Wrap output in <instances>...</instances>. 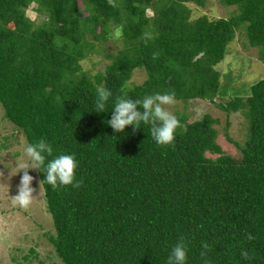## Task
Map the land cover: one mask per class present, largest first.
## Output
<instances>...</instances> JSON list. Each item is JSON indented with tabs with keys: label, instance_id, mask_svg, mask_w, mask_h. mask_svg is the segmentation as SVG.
<instances>
[{
	"label": "trees",
	"instance_id": "trees-1",
	"mask_svg": "<svg viewBox=\"0 0 264 264\" xmlns=\"http://www.w3.org/2000/svg\"><path fill=\"white\" fill-rule=\"evenodd\" d=\"M221 1L237 14L193 18L189 3L206 0H0L5 117L28 143L45 139L53 155L79 161V187L53 188L37 169L56 229L50 239L66 264H166L180 239L187 264H264V78L246 97L216 102L231 85L216 65L238 29L264 59V0ZM32 5L41 21L28 15ZM116 32L123 47L106 54L105 71L86 70L83 60L100 52L94 40L115 41ZM137 69L147 78L132 85ZM98 87L113 94L104 112L93 110ZM165 92L242 112L245 142L227 133L241 156L224 152L209 113L178 116L168 145L156 143L150 125L114 133L106 123L116 97Z\"/></svg>",
	"mask_w": 264,
	"mask_h": 264
},
{
	"label": "rangeland",
	"instance_id": "rangeland-1",
	"mask_svg": "<svg viewBox=\"0 0 264 264\" xmlns=\"http://www.w3.org/2000/svg\"><path fill=\"white\" fill-rule=\"evenodd\" d=\"M192 17L208 15L210 18H229L238 12V6L225 5L221 0H206L205 5L189 3ZM32 5L28 15L41 21L43 17L33 11ZM84 6L82 5V9ZM151 10L148 11L150 15ZM115 41L110 39L105 43L94 42L98 53H92L85 60L86 70L96 74L104 72L111 58L106 54L117 53L123 47L119 32L114 33ZM108 49V50H103ZM222 73V82L231 78V85L224 96H219L216 102H226L232 99L239 91V95L246 97L250 86L264 78V59L259 47L250 45L245 28L238 29L235 39L229 44L225 58L216 65ZM147 78L144 69H137L130 80V84H141ZM174 115L184 113L189 120L201 119L209 113L219 121L216 127L219 131L218 142L225 153L241 156L239 147L230 142L227 133L243 144L249 132V123L242 112L227 113L217 103L208 100H191L188 103L176 101L165 106ZM0 103V264H66L56 251L50 236L56 234L53 217L48 210L45 191L37 169H29L34 177L32 186L35 189L31 204L22 208L13 203V196L17 194L22 171H17L16 161H23L24 147L28 143L24 133L14 123L8 120ZM228 121L231 125L228 127ZM219 154L208 152V156L216 158ZM15 173V174H13Z\"/></svg>",
	"mask_w": 264,
	"mask_h": 264
},
{
	"label": "clouds",
	"instance_id": "clouds-1",
	"mask_svg": "<svg viewBox=\"0 0 264 264\" xmlns=\"http://www.w3.org/2000/svg\"><path fill=\"white\" fill-rule=\"evenodd\" d=\"M113 96L110 89L98 87L96 89L93 110L104 112L106 105ZM175 93L165 92L146 95L142 99H134L121 95L113 102L112 115L107 119L114 133L123 132L126 126H133V130L143 125H150L151 136L160 145L171 144L175 140L180 121L176 115L166 109V105L174 102ZM52 145L45 139L34 143H27L24 147L25 159L16 161L17 171H22L17 194L13 196V203L22 208L28 207L33 200L35 189L32 186L34 177L29 169H39L44 173V180L53 188L72 185L79 187L81 181L76 179L79 161L75 153H61L53 155ZM48 157H52L48 159ZM2 172V171H0ZM13 173V174H15ZM207 248V245H204ZM188 246L183 239L170 249L166 264H187Z\"/></svg>",
	"mask_w": 264,
	"mask_h": 264
}]
</instances>
